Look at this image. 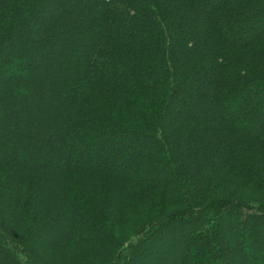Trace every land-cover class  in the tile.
Returning a JSON list of instances; mask_svg holds the SVG:
<instances>
[{
  "label": "trees",
  "instance_id": "obj_1",
  "mask_svg": "<svg viewBox=\"0 0 264 264\" xmlns=\"http://www.w3.org/2000/svg\"><path fill=\"white\" fill-rule=\"evenodd\" d=\"M257 116L264 0H0V264H264Z\"/></svg>",
  "mask_w": 264,
  "mask_h": 264
},
{
  "label": "rangeland",
  "instance_id": "obj_2",
  "mask_svg": "<svg viewBox=\"0 0 264 264\" xmlns=\"http://www.w3.org/2000/svg\"><path fill=\"white\" fill-rule=\"evenodd\" d=\"M52 9H53L52 7L49 8L47 11L44 12V14L50 12ZM44 14H38V15H36L35 17H33L31 20H29V22H27V23L25 24L26 29L29 30V29H31V28H34L36 25H38V24L40 23L41 19L43 18ZM60 48L63 50V46L60 47ZM61 49H59V50H58V53H56V55L54 56L55 60H56V59L58 60V63H59V61H62V60L65 58V57L61 54ZM39 62H40V63H39L38 66L36 67V69L38 70V72H42V71H43V72L46 73V72H50V71H52L53 69L56 70V66L54 65V63H53L52 61H47V59H43V60H40ZM54 70H53V71H54ZM263 119H264V116H257V119H256L255 121H257V122L260 123V122L263 121ZM6 152L9 153V148L6 149ZM95 153H96V152H90V153L87 154V157H90V158L95 157ZM21 156H23V155L21 154ZM28 159H29L31 162L34 161V160L30 159V157H29ZM117 162H118V163H122L123 160H122V159H119V160H117ZM54 165H55V163H52V164H51V167H53ZM248 234H249V233H248ZM249 235H250V234H249ZM249 235L246 236L245 239H244L243 241H241L243 246H247L248 243L251 241V238H250ZM38 240H40V238H39ZM189 247H190V244H189V241H188L187 244H185L184 246H182V245H178V247H177L176 250L179 252V251H182V250H186L185 248H189ZM176 250H175V252H174V258H173L172 261H174L175 258L178 256V253L176 252ZM172 255H173V254H172ZM254 263H255V264L257 263V261H255V259H254Z\"/></svg>",
  "mask_w": 264,
  "mask_h": 264
}]
</instances>
